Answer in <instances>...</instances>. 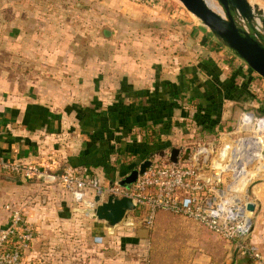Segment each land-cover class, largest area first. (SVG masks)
I'll return each instance as SVG.
<instances>
[{
  "label": "rangeland",
  "instance_id": "rangeland-1",
  "mask_svg": "<svg viewBox=\"0 0 264 264\" xmlns=\"http://www.w3.org/2000/svg\"><path fill=\"white\" fill-rule=\"evenodd\" d=\"M16 1L18 8L31 10L26 25L22 22L19 26H27L33 31L31 33L33 43L41 47L37 52L42 56L41 58L46 59V63L44 62V66L30 65V62L17 58L15 59L17 62L13 65L15 60L10 63L7 59L8 52H3L1 58L5 59V62L2 63L4 65H0V69L6 74L32 71L45 79L46 85L52 82L60 89L70 90L73 84H83L85 77L83 74L90 71V74L97 78V87L102 85L107 96L109 90H112V85L122 78L128 80L127 83L135 85L150 82L155 76H160V80H168L176 76L178 82L182 75H186L187 78L191 75L188 68L192 67L202 82L212 80L217 76L200 65V59L209 57L221 70L217 79L221 82L233 77V89L236 92L232 97H224L222 105L217 110L219 115H213L218 125L208 134L197 125L201 123L195 119L196 102L189 100L190 93L184 92L182 97L178 95L176 108L180 110V117L176 120V124L187 123L182 129L189 132L187 141L182 137V129L181 131L177 128L174 132L178 137L174 147L181 148L179 159L187 158L197 148L198 143L202 145L219 139L220 145L211 156L215 163L222 160V163L226 164L231 161L235 153L228 148L225 157L218 158V153L224 144H233L234 140L243 136L259 137L264 134V130L260 132L254 130L255 125L258 124L257 119H264V78L254 71H248L246 62L232 49L219 42L201 20L187 10L179 0H160L156 5L138 0ZM213 1L220 9L217 2ZM248 1L251 5L264 8V0ZM56 26L60 29L57 33L59 41L57 47L52 48L47 42L54 36L51 31ZM18 29L23 31V28ZM35 30L42 32L38 34ZM20 35L24 40L23 32ZM25 35L27 41L30 34L25 32ZM19 57L23 58V54H19ZM35 59L37 58L33 61ZM90 60H93L94 64H89ZM73 64L77 70L81 68L82 74L80 75L78 71L74 80L71 76ZM233 72L235 73L232 74ZM94 101L97 102V98ZM247 112L253 116L249 123L242 122L240 118L242 113ZM241 124H244V129ZM250 124L253 127L248 128ZM165 150L167 151L165 157H156L152 161L158 159L169 161V148ZM124 159L125 163L132 162L134 168L143 161L139 157ZM257 168L258 175L249 176L250 172L256 173ZM261 168H264L263 162H253L247 166V174L233 188L240 199L253 200L249 187L253 181L264 179V175L260 174L264 173V170L260 171ZM99 177L102 183L108 182V177L104 176V173ZM223 177L227 186L232 179L231 173H223ZM120 178L122 177L118 175L115 177V179ZM187 220L188 218L174 213L159 211L150 229L153 234L151 244L148 247L145 244L143 247L144 256L146 253L149 254L148 256L152 255V258L160 264L165 262L189 264L193 259L192 254L200 251V248L204 250L205 246L196 245L193 240L194 235L185 231L188 228L185 225ZM130 225L120 224L114 229L104 227L107 233L114 230L117 235H123L137 227ZM208 238L210 241L206 248L208 246L216 252L220 243H215L212 235ZM70 243L72 242L62 243L66 251L71 250Z\"/></svg>",
  "mask_w": 264,
  "mask_h": 264
},
{
  "label": "crops",
  "instance_id": "crops-1",
  "mask_svg": "<svg viewBox=\"0 0 264 264\" xmlns=\"http://www.w3.org/2000/svg\"><path fill=\"white\" fill-rule=\"evenodd\" d=\"M30 15L31 10L18 8L16 0H0V65L5 62L1 58L3 52H8L7 59L10 63L17 58L30 62V65L44 66L46 63V59L41 58L37 52L41 47L33 43V31L27 26H19L22 22L26 25ZM18 28H23V31ZM58 31L60 29L54 27L51 31L54 36L48 39L47 44L52 48L57 47ZM21 32L25 38V32L30 34L27 41L25 38L21 39ZM35 32L39 34L42 30ZM19 54H23V58ZM34 58L37 59L33 61ZM16 62L15 60L12 64L15 65ZM89 64H94V61L90 60ZM74 69L77 70L75 64L71 67L73 80L78 71L82 75L81 68L77 72ZM83 76V84H73L70 90H65L52 82L46 85V80L32 71L6 74L0 69V156L22 160L28 164L43 163L51 168L50 171L55 172L72 168L87 170L88 174H98V177L103 174L101 166L89 164L100 152L95 149L96 141L92 140L91 135L94 132L91 124L97 123H94L95 120L88 121V112L81 117L80 110L88 106L94 113L105 112L118 98L129 103L132 100L126 96L128 87L134 90H152L155 82L161 78L155 76L150 82L137 85L127 83L129 81L122 78L112 85V90L106 96L102 85L97 87L95 75L86 71ZM176 79L174 76L167 81L176 83ZM96 98L97 102L94 101ZM179 117L180 110L173 108L168 122L166 121L169 125L163 126L160 122L157 124L158 133L162 128L168 129L167 132L161 131L156 138L166 142L167 149L178 141V137L174 135L175 130H181L187 125L176 124ZM187 132L188 130H183L181 133L186 141L189 135ZM142 134L138 126H132L123 140L126 144L137 145L142 141ZM112 159L113 156H110V160ZM258 171L257 168L256 173L250 172L249 176H257ZM250 191L255 212L247 239L264 256V179L260 178ZM6 204L22 205L27 220L36 230L26 252L29 264H160L152 255L143 254L145 244L147 247L151 244L152 227L142 225L123 235H117L114 230L107 233L101 221L78 211L70 195L58 182L48 183L37 178L24 179L4 173L0 175V229L8 222V212L4 208ZM185 225L188 226L185 231L194 235L195 244L205 246L204 250L200 248V251L192 254L193 259L189 264H257L240 251L233 261L234 242L219 237L198 222L188 219ZM211 235L215 243H220L216 252L213 248H206ZM64 241L72 242L70 251L64 249Z\"/></svg>",
  "mask_w": 264,
  "mask_h": 264
},
{
  "label": "built area",
  "instance_id": "built-area-1",
  "mask_svg": "<svg viewBox=\"0 0 264 264\" xmlns=\"http://www.w3.org/2000/svg\"><path fill=\"white\" fill-rule=\"evenodd\" d=\"M152 5L160 0H138ZM242 122L253 118L251 113L241 114ZM255 119V118H254ZM258 123L264 121L257 119ZM244 124H241L243 128ZM257 125V124H256ZM253 127L252 124L248 128ZM244 129V128H243ZM235 157V155H232ZM210 156L206 163L196 161L193 153L187 159L170 161L154 160L128 187L117 183L119 179L102 183L96 175L66 168L61 172L50 171L43 163L28 164L22 160H11L0 156V172L18 175L24 179L37 178L43 182H58L70 195L77 209L95 195L105 200L109 194L117 198L132 199L135 210L133 225L141 222L151 228L159 211L181 214L203 225L221 238L229 239L238 246L242 254L264 264L262 252L248 241L252 226V213L246 205L250 200L240 199L236 190H228L223 175L214 168ZM8 222L0 229V264H29L26 252L30 248L36 230L27 220L24 207L6 204Z\"/></svg>",
  "mask_w": 264,
  "mask_h": 264
},
{
  "label": "water",
  "instance_id": "water-1",
  "mask_svg": "<svg viewBox=\"0 0 264 264\" xmlns=\"http://www.w3.org/2000/svg\"><path fill=\"white\" fill-rule=\"evenodd\" d=\"M179 1L201 20L219 42L232 49L254 72L264 78V8L251 5L248 0H215L220 6V11H216L207 4L206 0ZM219 145V139L202 145L198 143L197 148L192 152L193 158L196 161L201 160L202 163H206ZM228 148L236 156L226 164H223L222 160L217 161L214 168L218 169V173L214 174L213 177L218 178L223 173L230 172L232 179L226 188L232 190L247 174L249 164L253 162L264 163V134L259 137L247 135L234 140L233 144H224L218 153V158L225 157ZM180 152V147H170L169 161L176 164ZM166 155L165 149L151 153L138 167L133 168L117 183L128 187L135 182L139 174L152 164L153 158H163ZM263 170L264 168L260 169V171ZM258 181H253L249 190ZM246 208L252 215L254 214L255 204L253 201H249ZM134 210L135 205L131 198L126 196L117 198L113 194H109L105 200H101L100 196L95 195L92 200L85 203L83 208L78 209L86 216L102 221L108 229H114L120 224L127 226L129 222L132 226L133 218L129 212ZM136 226L141 227V222H138ZM238 251V246H235L232 255L233 261Z\"/></svg>",
  "mask_w": 264,
  "mask_h": 264
},
{
  "label": "trees",
  "instance_id": "trees-1",
  "mask_svg": "<svg viewBox=\"0 0 264 264\" xmlns=\"http://www.w3.org/2000/svg\"><path fill=\"white\" fill-rule=\"evenodd\" d=\"M200 65L217 77L221 73L212 58L200 59ZM198 68L200 67L198 66ZM188 70H190L191 75L188 78L186 75H182L179 78V83L167 80H160L162 82H159L156 79L152 90H134L128 87L126 96H129L132 101L125 103L122 98H118L115 103L107 107L105 112L96 111L94 113L90 108L81 109L79 112L81 117L83 113L88 112L90 113L88 121L93 122L95 120L94 123H97L91 124L94 126V132L91 135L92 140L96 141L95 149L100 152L89 164L101 166L108 179L112 181L116 175L123 177L135 167L132 162H123L124 158L139 157L144 160L151 153L166 149L168 144L160 139L158 141L156 138L161 131L167 132L168 129L162 128L158 133L157 124L160 122L163 126L169 125L167 120L173 108L177 107L176 98L178 95L182 97L184 92H189L191 97L189 100L196 102L194 116L195 119H198V123H201L197 125L202 128V131L204 130L203 132L212 133L218 125V121L213 119V115H219L217 110L222 105L224 97H232L236 92L233 89L234 78L230 77L220 82L217 77H213L212 80L202 82L200 76L194 72L193 67L188 68ZM248 71L253 72L249 66ZM132 126H138L139 130L143 132L140 144L130 145L123 140ZM110 156H113L112 160H110ZM185 159L187 158L183 160ZM3 174L0 172V175ZM176 215L183 216L181 214Z\"/></svg>",
  "mask_w": 264,
  "mask_h": 264
},
{
  "label": "bare ground",
  "instance_id": "bare-ground-1",
  "mask_svg": "<svg viewBox=\"0 0 264 264\" xmlns=\"http://www.w3.org/2000/svg\"><path fill=\"white\" fill-rule=\"evenodd\" d=\"M206 2H207V4H208L212 9H214V10H216V11H220V9H218V8L216 7V5H215V3H214L213 0H206ZM249 122H250V121L247 120L246 123H249ZM246 126H247V124H246ZM254 130H255L256 132L263 131V130H264V121L259 122L257 125H255ZM245 182H246V181H245ZM248 213L251 214V212H248ZM127 224H131V222H129V223H127ZM110 229H111V228H110Z\"/></svg>",
  "mask_w": 264,
  "mask_h": 264
}]
</instances>
